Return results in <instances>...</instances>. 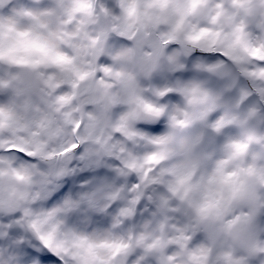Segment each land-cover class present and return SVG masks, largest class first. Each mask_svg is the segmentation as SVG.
<instances>
[{
    "label": "clouds",
    "instance_id": "9594fccd",
    "mask_svg": "<svg viewBox=\"0 0 264 264\" xmlns=\"http://www.w3.org/2000/svg\"><path fill=\"white\" fill-rule=\"evenodd\" d=\"M0 264H264V0H0Z\"/></svg>",
    "mask_w": 264,
    "mask_h": 264
}]
</instances>
